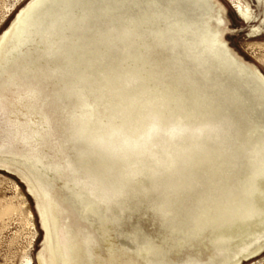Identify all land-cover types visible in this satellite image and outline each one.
<instances>
[{
  "label": "rangeland",
  "instance_id": "obj_1",
  "mask_svg": "<svg viewBox=\"0 0 264 264\" xmlns=\"http://www.w3.org/2000/svg\"><path fill=\"white\" fill-rule=\"evenodd\" d=\"M28 2L0 0V264L47 255L27 186L70 264H264V0L44 3L31 34Z\"/></svg>",
  "mask_w": 264,
  "mask_h": 264
},
{
  "label": "bare ground",
  "instance_id": "obj_2",
  "mask_svg": "<svg viewBox=\"0 0 264 264\" xmlns=\"http://www.w3.org/2000/svg\"><path fill=\"white\" fill-rule=\"evenodd\" d=\"M71 1L72 0H31V2L30 3L28 2L27 3V6H25L21 10V13L18 16V19L20 18V16L22 17V15L25 14L23 20L26 19L28 21L25 26H26L27 29H29L28 32L30 33V31H31V29L33 27H39L40 24H41V22L38 21L36 19V17H35V15H36L35 13L38 12V11H36L38 7L41 6V8H43L42 5L44 3H47L51 7H55V6H59L60 5V7H63L64 8V7H68V5L70 3H72ZM257 2L258 3H261V2H263V0H257ZM74 7H76V6H74ZM235 9L238 12L239 16L245 22L248 23V22L252 21L253 17L251 15V12L248 9V6H242V4H237L236 3ZM13 26H14V24L11 27H9L4 32V34L2 36H0L1 37L0 38V61H1V58H2V55H3L4 47H5L8 39H9L10 35L12 34L13 29H14ZM65 31H68L67 28H66ZM23 34H25V30H23ZM22 38H23L22 46H21V48L19 50H16V52L13 54V56L11 57V62L15 61L17 59V57H19L20 55H23V59H25V60L28 59V58H26L27 56L24 55V46H25L24 43H28L29 42L28 40L31 37L28 36V38L26 39L23 36ZM54 66L55 65H53L51 67H54ZM51 67H49L47 65L46 71H50ZM55 67H57V66H55ZM258 184H259V182H258ZM258 184H256L254 186L253 192H254L255 189H256L255 190L256 192L261 191L260 188H258ZM26 185H30V184H26ZM27 188L29 189L30 193L32 194V196L35 199L36 207H37V212H38V215H39V218H40L41 226H42V228L44 229V232H45V239H46V241H45V244L44 245H45V248H46L45 250L47 252V255H46V257H43L44 254L43 255L41 254V256H39V258H38L39 264H70L64 257L61 256V254H60V246L58 244V241H56V244H54V246L51 245L52 242H50V240H51L50 237H52L51 236L52 235V232L57 229V224H58L57 221H58V218H59L58 217L59 216L58 215L59 214V210H58V208H57L54 200L51 199V198L48 199L43 194H40L39 192L34 191L35 189H33V187L31 188V186H29V187L27 186ZM55 233H57V232H55ZM55 233H53V234H55ZM262 253H263V251H261L259 249L258 251L253 252V254H251L250 256H248L249 258L247 257L246 260L253 259V258L257 257L258 255H261ZM244 261H245V259H244ZM26 264H32V263L29 260H27ZM233 264H239V261H237V262H235Z\"/></svg>",
  "mask_w": 264,
  "mask_h": 264
}]
</instances>
